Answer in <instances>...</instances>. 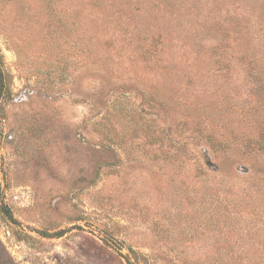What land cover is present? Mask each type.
Instances as JSON below:
<instances>
[{"label": "rangeland", "instance_id": "1", "mask_svg": "<svg viewBox=\"0 0 264 264\" xmlns=\"http://www.w3.org/2000/svg\"><path fill=\"white\" fill-rule=\"evenodd\" d=\"M0 82V264H264V0H0Z\"/></svg>", "mask_w": 264, "mask_h": 264}, {"label": "trees", "instance_id": "2", "mask_svg": "<svg viewBox=\"0 0 264 264\" xmlns=\"http://www.w3.org/2000/svg\"><path fill=\"white\" fill-rule=\"evenodd\" d=\"M175 47L177 48L179 53L185 52L187 49V47H185L184 44H179V42H176ZM187 50H189V49H187ZM1 87H2V82H0V90H1Z\"/></svg>", "mask_w": 264, "mask_h": 264}]
</instances>
